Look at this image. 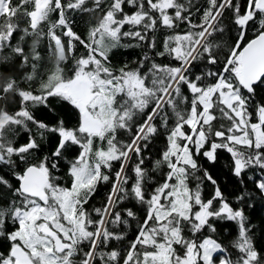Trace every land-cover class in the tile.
<instances>
[{
	"label": "snow or ice",
	"instance_id": "obj_1",
	"mask_svg": "<svg viewBox=\"0 0 264 264\" xmlns=\"http://www.w3.org/2000/svg\"><path fill=\"white\" fill-rule=\"evenodd\" d=\"M0 264H264V0H0Z\"/></svg>",
	"mask_w": 264,
	"mask_h": 264
}]
</instances>
